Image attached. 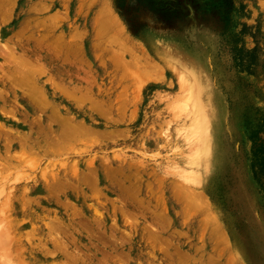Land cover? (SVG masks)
<instances>
[{"label":"rangeland","instance_id":"374dc122","mask_svg":"<svg viewBox=\"0 0 264 264\" xmlns=\"http://www.w3.org/2000/svg\"><path fill=\"white\" fill-rule=\"evenodd\" d=\"M258 149L264 0H0V264H264Z\"/></svg>","mask_w":264,"mask_h":264},{"label":"bare ground","instance_id":"6f19581e","mask_svg":"<svg viewBox=\"0 0 264 264\" xmlns=\"http://www.w3.org/2000/svg\"><path fill=\"white\" fill-rule=\"evenodd\" d=\"M98 12H100V10H99ZM102 12H104V13H102ZM101 13H102V14H101ZM101 13H99V14H101L102 16H99V15H98L99 17H98V16H97L98 18L96 17V18H97V19H95L96 22H97V20H98L99 18H102L103 16H104L103 18L106 17V16H105V14H106L105 11H101ZM106 15H107V14H106ZM103 18H102V21H103V20H107V17H106V19H103ZM100 21H101V19H100V20L97 22V24H95V25H99ZM96 22H94V23H96ZM103 22H106V21H103ZM103 22H101L100 25H101V24H104ZM107 23H108V22H107ZM107 23H106V24H107ZM112 23L114 24L115 22H112ZM106 24H105V28H104V26L102 27L103 29H98L100 26H99V27H96L98 30L95 28V29L97 30V36L99 35L98 37H100L101 35H102V36H103V35L105 36V34H106V32H107V31H106V30H107V26H106ZM108 25H110V24L108 23ZM93 26H94V25H93ZM101 26H102V25H101ZM112 26L114 27V25H112ZM108 27H109V26H108ZM110 27H111V26H110ZM110 27H109V29H110ZM116 27L119 28L118 26H116ZM100 28H101V27H100ZM117 28H114V29L116 30ZM120 30H121V29H119L118 32H121ZM115 32H117V31H115ZM118 32L116 33L117 35H118ZM95 34H96V33H95ZM117 35H116V36H117ZM120 35H121V33H120ZM102 36H101V38H102ZM104 36H103V37H104ZM122 38H123V37H122ZM105 39H106V38H105ZM56 51H58V50H56ZM71 91H73V90H71ZM71 91H70V92H71ZM32 93H34V92H32ZM64 93L66 94L67 91L65 90ZM71 94H72V92H71ZM68 98H70V96H69ZM59 117H61V116H59ZM66 125H67V124H66ZM73 126H74V125H73ZM76 126H77V125H76ZM76 126H75L73 129H78V128H79V127L76 128ZM64 128H66V129H65V130H66V133H65V134H67V132H68V134H70V136H73V134H74V135H78V130H73V129H72L71 132H70V129H71L70 127L66 126V127H64ZM69 128H70V129H69ZM67 129H69V130H67ZM73 132H74V133H73ZM71 133H72V134H71ZM66 136H67V135H66ZM67 137H69V136H67ZM73 137H74V136H73ZM0 224H1V223H0ZM0 231H1V230H0ZM26 231H27V230H26ZM2 232H3V231H2ZM2 234H3V233H2ZM28 234H29V233H28ZM0 239H2L1 236H0ZM64 243H65V242H64ZM64 243H63V244H64ZM66 245H67V244H66ZM75 255H76V254H75ZM9 261H10V260H9ZM9 261H8V262H9ZM8 262H7V264H8Z\"/></svg>","mask_w":264,"mask_h":264},{"label":"trees","instance_id":"16d2710c","mask_svg":"<svg viewBox=\"0 0 264 264\" xmlns=\"http://www.w3.org/2000/svg\"><path fill=\"white\" fill-rule=\"evenodd\" d=\"M259 154L262 155V157H259V158H258L259 161H260V160H263V159H264V153H263L261 150L258 149L257 152H256V154H255V156H256V155L258 156ZM263 162H264V160L262 161V163H263Z\"/></svg>","mask_w":264,"mask_h":264}]
</instances>
